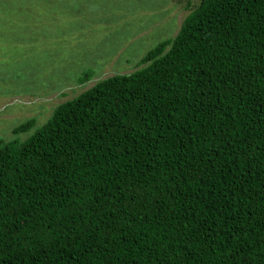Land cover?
<instances>
[{
	"label": "trees",
	"instance_id": "trees-1",
	"mask_svg": "<svg viewBox=\"0 0 264 264\" xmlns=\"http://www.w3.org/2000/svg\"><path fill=\"white\" fill-rule=\"evenodd\" d=\"M139 66L0 139V264H264V0H198Z\"/></svg>",
	"mask_w": 264,
	"mask_h": 264
},
{
	"label": "rangeland",
	"instance_id": "rangeland-1",
	"mask_svg": "<svg viewBox=\"0 0 264 264\" xmlns=\"http://www.w3.org/2000/svg\"><path fill=\"white\" fill-rule=\"evenodd\" d=\"M198 0H0V139L172 39ZM90 80L79 82L84 75Z\"/></svg>",
	"mask_w": 264,
	"mask_h": 264
}]
</instances>
